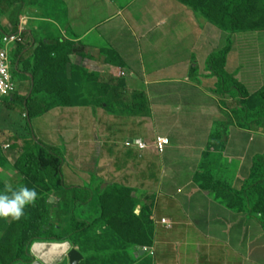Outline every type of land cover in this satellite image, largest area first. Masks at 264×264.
Masks as SVG:
<instances>
[{
  "label": "rangeland",
  "instance_id": "374dc122",
  "mask_svg": "<svg viewBox=\"0 0 264 264\" xmlns=\"http://www.w3.org/2000/svg\"><path fill=\"white\" fill-rule=\"evenodd\" d=\"M21 1L20 21L16 26L19 29L30 32L32 47H30L27 55L23 56L17 63L18 65L14 66L15 74L13 77L19 97L27 94L31 96L37 95L40 98L45 96L49 101L47 107L50 109V104L58 103L59 101L63 103L66 101L68 104V102L75 100V96L83 95L85 83L91 80L96 87V92L94 93L96 97L97 94L102 95L107 102L111 98L115 99L113 95L116 89L114 87L121 85L120 81H118L121 75L119 76L116 69L107 71L102 69L94 70L92 64L87 61L84 62L87 51L94 50L86 45L82 40L83 38L76 35V32L72 29L78 27L81 21L84 20L81 17L83 15L82 10L90 8V5H92L97 14L102 5L108 4L107 6L112 10L109 9L108 13L105 14L107 17L106 20L105 17L103 18L105 21L102 23V29L106 22L114 19L123 22V29H121L123 35L121 38L123 44L127 47L133 46L134 48L133 43L130 44L129 42L130 38L145 41L152 34H157L155 38L158 39V42L161 40L162 43L165 38L169 40V43L168 40H165V52H171L170 41L171 37L174 36V50L178 48L175 53L180 56L183 53L182 51L185 50V56L190 55L191 51L195 54L197 53L196 58L198 61L195 60L196 58L193 54H191L193 60L190 61L189 58L187 60V75L189 78L202 77L203 87H206L205 94L207 98L204 108L196 109L193 113H203V116L211 119L212 122L219 121L220 124H226L229 119L236 121L237 115L241 112L237 103L233 101L227 102L224 99L225 97H219L213 93L218 88L220 79L206 71V59L212 53L226 51L227 57L224 61H220L217 66L229 74L228 56L234 46L235 41L233 38L237 35L240 37L241 33H250L256 36L264 34V0H245L237 12V18L241 23V33L238 32L232 36L219 29L220 16L228 0H174L179 4L180 9L171 16L167 15V11L171 6L167 0H125L128 6L123 8L117 5L120 0ZM132 4H135V12L129 13V10H133L130 7ZM183 7L187 9L185 17V13L182 12L184 10ZM10 10L5 9L3 12H6V14H3L2 17L0 16L1 26L8 30L13 29L15 26L9 14H7ZM87 17L90 18L89 15ZM101 18L100 16L97 20H101ZM164 21L170 25L176 21L177 25L174 24L169 29V32L165 33L164 29H159L157 25L162 24ZM200 21L203 22V29L199 27L201 25ZM142 22L145 24L144 27L140 26L143 24ZM139 23L141 24L138 25ZM154 25L155 29H153ZM95 29L97 31H93L90 36L97 34L99 25ZM102 32L104 33V31ZM49 38L55 40L62 38L64 43L57 44L58 46L49 51L41 45L42 40ZM185 39L187 40L186 43L183 42ZM26 42H28V39ZM229 42H231L230 45ZM112 43H115V41H112ZM246 47L248 52L251 50L254 56L257 57L259 55L261 57V49L264 46L257 44L252 49L250 45ZM120 49V53L126 55L127 52L129 55L128 51H121ZM125 49L127 48L125 47ZM174 50L172 49V53ZM114 54L117 56V52H114ZM114 54L107 55L105 60L112 63L117 62L114 59ZM70 55L75 56L76 58H73L76 61L75 63L73 61L66 64V61L70 59ZM94 56L98 55L95 54ZM159 58L158 64H160V61L163 63L166 60L164 55ZM35 60L37 62L36 67L34 66ZM126 61L128 60L124 62ZM31 68H34L35 71ZM23 71L24 73H29L27 77L22 74ZM230 75L235 80L237 79V73L232 72ZM28 78H31V88L27 82ZM157 79L160 80L162 78ZM262 81L260 80L261 84H264V81ZM123 85L125 88L126 84L123 83ZM260 85L257 88L255 87L252 92L260 90L262 88ZM94 86L93 89L95 88ZM242 87L245 88V86ZM43 88L49 94L44 92ZM210 91L218 98L219 102L215 101L216 103H214L211 97L213 95H211ZM126 95L130 101L135 98L134 93L124 94V96ZM255 95L250 94L251 97ZM13 99L6 102L9 106L4 103L0 107V122L4 121L0 123L4 131V135L0 136V192L4 191L5 183H10L13 188L26 185L29 188H35L39 198L35 205L26 207L25 216L20 220L0 218V264H9L12 260L19 258L30 239L52 233H72L71 240L67 241V243L72 249L82 255L80 264H186L187 259L189 260L187 264H201L203 256H208L210 251L212 253L216 252L215 249H218V247L215 246L216 248H213V244L210 242L208 246L205 244L204 248V244L202 242L199 243L202 239L192 237V239L189 238L188 243L186 238H179L178 234L180 232H164L161 226H159L160 233H164L169 238L165 244L156 243L152 213L155 206L152 195L157 192L158 198H164L165 193L161 194V191L157 189V184L139 185L136 182L133 183L132 176L129 175V172L132 171L130 169H128L127 175L123 173L124 169L122 166L117 171L119 161L122 162L124 160L125 152L129 149L131 150V147L125 144L126 141L122 142V147L118 143V141L122 140H116L114 132L109 133L112 137L109 138V141L101 137V135L106 133L105 130L98 133L99 139L95 138L96 135L94 133H83L82 127L85 129L86 125L81 124L82 117L52 108L49 114L45 113L43 116L32 120L35 137L42 143L53 145L60 150L65 160L63 172L66 186L73 191H81L82 195L86 193L83 190L84 188H89L93 193L92 200L85 206L74 205L72 195H68L69 203L65 204V195L61 191L50 187L46 176L37 170L35 158L33 156L30 157L23 151L24 147L26 148L31 142V135H29L27 128L24 109H22L21 103ZM102 102L99 98L96 102L93 100L96 105ZM196 105L201 106V104L195 102L194 106ZM61 108L59 107V109ZM98 111L100 113V109ZM95 119L92 124L99 125L100 115L95 117ZM88 121L89 115L87 114V118L83 119V123H88ZM101 124L103 123L101 122ZM241 128L237 126L234 134L236 132V135L241 138L242 135L249 136V142H247L250 146L251 162L254 157L256 159L257 156L264 154V140H260L255 135H263V132L260 127H255L249 131L246 130L247 132H244L243 130L245 129ZM225 129L227 136L230 130L227 125ZM71 132H74V134L79 133V137L74 138ZM215 132L220 133V128L216 129ZM5 145L10 146L8 150L3 149ZM243 148V143H237L238 151H242ZM132 149L142 152L147 148L132 147ZM255 159L251 164L257 170H260L255 165ZM134 165L137 166V174L140 173L143 164L138 162ZM160 167L159 163H154L153 170L149 171L150 174L145 170L144 174L158 179ZM122 176L123 178L125 177L124 180L127 184L121 183ZM214 176L212 173L206 179L204 185H224L222 182L220 183V181L213 179ZM253 176L252 173L251 179H253ZM209 178H212V180L208 181ZM251 179L250 182H252ZM140 187H145L148 192L155 190L153 191L154 193H147V191H145L146 193H137L136 188ZM258 192L259 210L264 213V187L260 188ZM158 198L156 197V199ZM183 222L180 220L178 224L182 225ZM255 223L258 224L256 220ZM250 234L252 236L249 237L250 239L245 242L242 248L236 247L235 251L232 249L227 250L228 254H226V257L230 254L235 259L233 264H261L256 262L255 258L257 255L264 260L263 254H255L258 246L257 241L260 239L257 240L256 237V239H253V230H251ZM262 239H264V236ZM194 242L196 243V248L193 249ZM178 243H182V245ZM263 243L264 240L261 244ZM185 249L186 254H183L182 251ZM226 257L224 262H226ZM56 264H69V260L62 257Z\"/></svg>",
  "mask_w": 264,
  "mask_h": 264
},
{
  "label": "crops",
  "instance_id": "0c3cea01",
  "mask_svg": "<svg viewBox=\"0 0 264 264\" xmlns=\"http://www.w3.org/2000/svg\"><path fill=\"white\" fill-rule=\"evenodd\" d=\"M167 1L171 5L167 11L168 16L179 11L180 7L177 2L174 0ZM88 2L91 3L90 1ZM126 3L127 1L120 0L117 5L123 8L128 6ZM107 5H102L97 14V11L93 9L94 6L92 5H90V8L82 10L83 15L81 17L84 20L81 21L78 27L72 29L76 32V35L83 38L82 40L86 45L94 50L87 51L84 62L87 61L89 64H92L94 70L102 69L107 71L109 69H116L119 76L121 73H124L118 80L121 85L114 87L116 89L113 95L115 99L111 98L107 102L102 95L97 94L96 97L94 95L96 87L92 84L93 81L89 80L84 85L83 95L75 96V100L68 102V104L66 101L64 103L59 101L58 103L50 104L51 107L46 114H49L52 108H54V110H61V112L67 111L68 113L82 117L81 124L86 125V130L82 127L83 133H94L96 135L95 138L99 139L98 133L105 130L106 133L101 135V137L109 141L111 137L109 133L114 132L113 134H115L116 140H122L118 141L121 146L123 141H131L133 139L143 140L147 145V149L143 150L144 152L132 148L126 151L124 160L122 162L119 161L117 171H119L121 166L124 169V174L130 169L132 171L129 170V175L132 176L133 183L136 182L139 185L157 184V189L161 191V194L165 193L164 198H158L157 192L152 195L153 198L149 197L154 200L155 206L152 213L156 243L165 244L169 238L164 233H160L159 226H161L164 232H180L178 234L179 238H186L188 243L189 238L192 239L194 237L196 239H202L199 243L202 242L204 248L205 244L208 246L210 243L213 244V248L215 246L218 247V249H215L216 252L212 253L210 251L208 264L212 260L215 261V264H233L235 259L230 254L226 257V254H228L227 250L232 249L235 251L236 247L242 248L245 242L250 239L249 237L252 236L250 233L253 230V239H260L257 241L258 246L255 254L260 253L262 255L264 253V243H261L264 240L262 239L264 230L259 223L253 222L241 210V199H237L239 193H242L245 189V184L250 181L254 169L251 162L254 161L255 157L250 162L249 136L242 135L241 138L236 135V132L234 134L238 126L236 123L232 124L229 121L226 124H220L219 121L212 122L211 119H207L206 116H203V113H193L196 109L200 110L204 108L207 98L205 94L206 87H203L202 77L196 76L189 78L187 75V60L189 58L192 61L193 57L191 54L195 55L196 58L197 53L195 54L191 51L192 53L188 56L184 55L186 50L182 51L181 56L175 53L178 51V48L174 50V36L171 37L170 41V46L174 52L172 53V49L171 52H165L164 48L166 47L165 44L168 38H165L162 43L161 40L158 42V39L155 38L157 34H152L145 41L130 38L129 42L130 44L133 43L134 48L133 46L127 47L123 44L121 38L123 35L121 32L123 22L114 19L106 22L102 29V23H104L107 17L105 14L108 13L109 9L112 10ZM130 7L133 10H129L128 12L134 13L135 4H132ZM182 12L185 13V17L187 9L184 8ZM88 15L90 18L87 17ZM100 16L102 17L101 20H97ZM104 17L105 20L103 19ZM174 24L177 25L176 21L172 22V25L165 21L157 25L159 29H164L165 33H168ZM200 24V29H203V22L200 21ZM98 25L99 29L97 34L90 36L93 31H97L95 28ZM144 25L143 23L140 26L144 27ZM155 28L154 25L153 29ZM10 30L9 32H11ZM22 32H26L23 36L24 41L29 40L30 32L26 30H22ZM165 33L163 32L164 36ZM233 40L235 41V47L233 46L231 54L228 56L230 67L228 72L229 74L232 72L237 73L238 80H236L240 82V85L245 86L249 94L255 95L256 93L257 95L264 89V84L260 82V80L264 81V47L261 49V57L259 55L256 57L251 50L248 52L246 46L250 45L251 49L254 45L257 46V44L264 46V34L256 36L250 33H241L240 37L237 35ZM112 41H115V43H112ZM183 42L186 43L187 40L185 39ZM119 48H121V51H128L129 55L127 52L126 55L120 53ZM114 52H117V56ZM95 54L98 56H94ZM112 54H114V59L117 62L112 63L105 60L107 59V55ZM161 55H164L166 60L163 63L160 61V64H158ZM73 57L76 58L70 55V60L66 64L69 62L72 63L73 61L75 63L76 59ZM125 60L128 61L124 62ZM195 60L198 61L197 58ZM166 62L167 64L165 65ZM206 71L212 75L211 71L207 69ZM157 78L162 79L158 80ZM123 83L126 84L125 88ZM259 85L262 88L253 93V89ZM93 86L95 87L94 89ZM126 93L143 94L148 103L149 114H145L144 112L142 116L137 115L126 108V104L132 103V101L127 99V95L124 96ZM213 93L216 96L225 97L224 99L227 102L233 101L238 104L230 95L222 96L216 92ZM211 95H213L211 97L214 103L219 102L214 94L211 93ZM98 98L103 102L96 105L93 103V100L96 102ZM45 100L48 105L49 101L47 99ZM195 102L201 104L202 107L194 106ZM59 107L62 108L59 109ZM91 108L93 109L91 110ZM99 109L100 113L98 111ZM87 114L89 115V121L88 123H83V119L87 118ZM99 115L100 124H92V121L94 122L96 120L95 117H99ZM226 125L230 130L227 136L225 133ZM102 126L104 127L102 128ZM218 128H220V133L215 132ZM243 131L247 132L246 130ZM71 134L74 138L79 137V133L74 134V132H71ZM255 135L260 140H264V134ZM157 136L169 139L170 144L163 154L157 153L154 148L155 138ZM237 143L244 144L242 151H238ZM140 153L141 155H139ZM138 162L143 165L141 166V172L137 174L138 169L136 170L137 166L134 164ZM154 163H159L161 166L158 179L144 174V170L147 173L153 170ZM212 173L215 175L213 179L220 181V183L222 182L224 185H204L206 180L203 177L212 175ZM120 174L118 175L120 176ZM124 178L122 176L120 181L123 184H127ZM154 190L148 192L145 187L136 188L137 193H146L145 191L147 193H154ZM162 220L170 221L174 225L173 230H167L161 224ZM180 220L184 221L182 225L178 224ZM242 223V228L238 229V225ZM175 236L177 237V235ZM195 242L193 249L196 248ZM178 244L182 245V243ZM32 253L36 260L35 253ZM182 253L186 254V249ZM40 256L43 263L49 264V259L45 255L40 254ZM225 257L227 258L226 262H224ZM203 259L204 262H201V264H206L205 260L207 259V255L203 256ZM255 259L258 262V255ZM188 261L187 259L186 264Z\"/></svg>",
  "mask_w": 264,
  "mask_h": 264
},
{
  "label": "trees",
  "instance_id": "16d2710c",
  "mask_svg": "<svg viewBox=\"0 0 264 264\" xmlns=\"http://www.w3.org/2000/svg\"><path fill=\"white\" fill-rule=\"evenodd\" d=\"M244 2L245 0H228V3L225 6L222 15L220 16V26H219L220 30H222L225 33H229L230 36L238 32L241 33L240 32L241 23L237 18V14H238L237 12L239 11V9L241 8ZM21 3H22L21 0H0L1 17L3 16V14H6V12H3L5 11V9L7 10L11 9L9 12H7V14H9L10 16L11 21L15 25L14 28L10 30L11 32L19 31V28L18 26H16V24H18L20 21V14L22 8L21 7L22 5H20ZM7 30L8 29L3 28L0 24V32H9V30L8 31ZM25 34L26 32H22L23 36ZM63 43L64 40L62 38L58 40L49 38L42 40L41 45L44 46L43 48L51 51V49ZM230 43L231 42H229V45ZM30 47H32L30 38L28 42H24L23 44H19L16 46L13 55V65L15 67L16 65H18L17 63L23 58V56L26 55ZM226 53H227L226 51L212 53L210 56H208L206 60V69L208 71H211L212 75H215L220 79L218 88L217 90H215V92L222 96L230 95L231 98H233L238 102L241 112L237 115L235 122L229 119V121L232 124L236 123L238 126L242 127V129L248 131L253 130L255 127H260V129L264 134V89L260 91L257 95L251 97L248 91L240 85V82L236 81L235 78L232 75L225 72V70L218 67L217 64L220 61H224L225 58L227 57ZM69 60L70 59H68L67 61ZM36 64L37 62L35 60L34 61L35 67ZM31 69L34 70V68ZM14 72L15 69L13 70V74ZM22 74H24L25 77H27L29 73H24L23 71ZM23 81L26 82L25 80ZM27 82L31 88V78H28ZM44 92L47 93V91ZM134 97L135 98L132 100V103L130 102L128 103V105L126 104V108L133 111V113L137 115L142 116L144 115V112L145 114H149L148 103L144 95L141 93H135ZM12 99L14 101L21 103L22 109H24L25 111V118L27 121V128L29 130V135H31L30 136L31 142L26 148L24 147L23 150L24 153L26 152L27 155H29L30 157L33 156L35 158V164L37 170L39 171V173L46 176V178L49 181L50 187L57 191H61L65 195V199H64L65 204L69 203L68 195H72L74 205H80V206L87 205L93 198L92 191L89 188H84V189L82 188L86 192L85 195H82L81 191L76 192L75 190L73 191L68 186H66L64 181V172H63L65 160L63 155L60 153V150H58L57 147H54L53 145L42 143L40 140H38L35 137V134L33 132L32 120L37 117L43 116L49 109L47 107L48 105L45 100L47 98L45 96H42L40 98L37 95L31 96L28 94L23 97H19L18 94L15 93ZM6 102L8 101H4L3 104L4 103L7 104ZM7 106L9 105L7 104ZM3 122L4 121H1L0 123ZM255 165L259 167L260 170H257L256 167H254L252 171L254 175L253 179H251L252 182L248 181L245 189L243 190L242 193H239L237 199L242 200V201L240 200L241 208H242L241 210L244 211L249 216V219L251 218L253 222L256 220L264 229L263 227L264 213H262L259 210L260 204H259V192H258L260 188L264 187V155L258 156L255 159ZM209 176L210 175L205 176L204 179L206 180ZM210 180H212V178L208 179V181ZM242 226L243 223L239 224L237 228L238 229L242 228ZM71 236L72 233H59V234L52 233L40 237H34L30 239V241L26 244L19 258L12 260L9 264H18V263L31 264L35 261V257L31 253V247L33 246L34 243L67 242L71 240ZM209 260L210 259L207 256L205 263L208 264ZM202 262H204V259L202 260ZM258 262L264 264V260H262L260 256H258ZM210 264H215V261L212 260Z\"/></svg>",
  "mask_w": 264,
  "mask_h": 264
},
{
  "label": "built area",
  "instance_id": "2783aa9c",
  "mask_svg": "<svg viewBox=\"0 0 264 264\" xmlns=\"http://www.w3.org/2000/svg\"><path fill=\"white\" fill-rule=\"evenodd\" d=\"M24 38L22 29L18 32H0V107L4 101L10 99L17 93V86L14 81L13 73L11 71L13 62V52L17 45L23 44ZM121 75H124L121 73ZM4 135V131L0 128V136ZM143 140L126 141L125 144L129 147L146 149L147 145ZM170 142L168 138L158 136L155 138L154 148L159 154H163ZM9 145L3 147L4 150L9 149ZM161 224L167 229L172 230V223L167 220H162Z\"/></svg>",
  "mask_w": 264,
  "mask_h": 264
},
{
  "label": "clouds",
  "instance_id": "9594fccd",
  "mask_svg": "<svg viewBox=\"0 0 264 264\" xmlns=\"http://www.w3.org/2000/svg\"><path fill=\"white\" fill-rule=\"evenodd\" d=\"M13 70L14 65L12 62V73ZM38 198L39 196L35 188H29L26 185L13 188L10 183H5L4 191L0 192V218L20 220L25 216L26 207L35 205Z\"/></svg>",
  "mask_w": 264,
  "mask_h": 264
},
{
  "label": "bare ground",
  "instance_id": "6f19581e",
  "mask_svg": "<svg viewBox=\"0 0 264 264\" xmlns=\"http://www.w3.org/2000/svg\"><path fill=\"white\" fill-rule=\"evenodd\" d=\"M32 250L36 255V260L33 264H45L41 261L40 254L45 255L49 259V264H56L62 257L68 258L70 264H80L82 259V255L72 249L67 242H36L33 244Z\"/></svg>",
  "mask_w": 264,
  "mask_h": 264
},
{
  "label": "water",
  "instance_id": "95a60500",
  "mask_svg": "<svg viewBox=\"0 0 264 264\" xmlns=\"http://www.w3.org/2000/svg\"><path fill=\"white\" fill-rule=\"evenodd\" d=\"M33 252V250H32V247H31V253ZM33 254V253H32ZM21 264H24V263H21ZM31 264H33V263H31ZM69 264H70V261H69Z\"/></svg>",
  "mask_w": 264,
  "mask_h": 264
}]
</instances>
